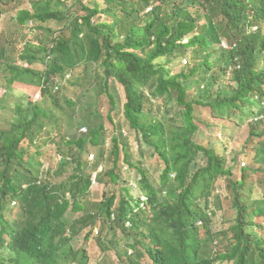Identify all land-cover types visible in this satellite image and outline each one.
Wrapping results in <instances>:
<instances>
[{"label": "trees", "instance_id": "1", "mask_svg": "<svg viewBox=\"0 0 264 264\" xmlns=\"http://www.w3.org/2000/svg\"><path fill=\"white\" fill-rule=\"evenodd\" d=\"M189 2L0 0V19L16 25L0 47L6 86L39 92L31 108L16 104L11 128L0 131V264L52 262L65 247L55 214L69 206L87 224L102 223L104 248L125 264H143L145 254L154 264H264V107L254 98L264 91V64H255L264 59V0ZM211 119L247 137L257 168L235 173L250 152L224 142L219 150L200 128ZM47 143L68 161L46 168ZM88 144L99 147L94 160L83 156ZM248 170L262 172L261 187L246 181ZM94 174L105 186L100 202L87 199ZM222 176L237 217L218 228L213 183Z\"/></svg>", "mask_w": 264, "mask_h": 264}, {"label": "rangeland", "instance_id": "2", "mask_svg": "<svg viewBox=\"0 0 264 264\" xmlns=\"http://www.w3.org/2000/svg\"><path fill=\"white\" fill-rule=\"evenodd\" d=\"M24 2L25 3L22 4V7H26L29 5L28 0H24ZM189 3H191V0ZM14 4H15V1L9 2L8 7L13 8ZM31 26L32 24L29 25V27ZM15 28H16V25L14 24V22L11 20L10 17L6 16L0 19V47L2 46L1 44L4 43L5 40L9 42L7 40V37H12L13 31L15 30ZM41 36L43 37L45 36L44 32L42 33ZM224 40H227L231 44L230 39H224ZM18 43H20V41H18ZM37 67L42 68V69L45 68V66L42 65L41 63H39ZM224 81H226V77H224ZM204 83L206 84L208 82L205 81ZM5 84H6V73L4 71L3 65L0 63V131L1 132L6 131L7 129L11 128L10 123L12 122V119L15 118L16 104L23 103L27 106V108H31V101H33L34 94H35V99H37V96L39 93L38 88H35L32 85H29V86L15 85L14 87L16 88V94L9 95L8 93H6L5 97H3V93L6 90ZM32 88L34 89V92ZM100 100H101V105L103 107L102 113L105 114V116L107 117V113L111 105L110 100L107 95L102 96ZM166 101L167 99H160L156 102V105L159 106L163 112L166 111V108H165ZM174 112H176V109H174ZM208 125L211 127H208ZM225 126H227L226 129L221 130ZM106 127L110 131V137H111L115 129H114L113 124L108 120V118H106ZM200 128H201V131H203L206 134L207 138L208 137H213L214 139L217 138L221 142V144L218 147L219 150H222L223 142L227 145V147H229V150H232L233 148L234 150H238V148H241L242 146L247 147V150L250 153L246 157L242 156L239 159V161L236 160V164L234 166L235 173L241 174V169H240L241 166L250 167L252 165L254 168L258 167V165L253 163L252 161V155L254 152H253L251 145L245 142L246 141L245 138L247 137H239L235 131H231L232 129L231 123H229L228 121L219 122L215 119H211V120H207L206 123L200 122ZM253 144L254 143H252V146ZM87 151L88 152H86L83 155L85 158L87 157L88 153L90 155L92 152H94L96 154V157H98L99 152H100L99 147H96L92 144H88ZM43 156L46 158V166L49 165L51 170H53L56 167V164L59 162L60 159L64 160V156H62L58 148L51 143H47V145L44 147ZM70 167L72 168L73 165H71ZM248 172L250 174V177L249 179H246V181L249 182V180L252 179V181H255L256 187L257 186L261 187L260 178L262 177V172L257 171L253 173L251 172V170H248ZM213 184L217 185V189L214 191V193L215 194L219 193L222 195V199H221L222 207L216 208L218 212V216L217 218H215L214 216V220H216L218 228H224V227L230 226L235 223L236 217H237V210L232 206V198H229V197H233V194H232L231 189L227 186L228 185L227 177L222 176L220 179H217L215 183ZM218 185L220 186V188L218 187ZM263 190H264V186L262 185L260 192ZM104 197H105L104 184L98 183L95 181L90 190L89 199L92 202H100L101 200L104 199ZM257 220L264 221V219H261V218H258ZM261 234L264 236L263 229L261 230ZM118 236L121 237V231H119ZM89 249L91 251V254L98 253V246L96 245H90ZM110 257L115 264H125V263H121L117 259L114 251H111ZM144 262L146 264H149V261L147 259H144Z\"/></svg>", "mask_w": 264, "mask_h": 264}, {"label": "clouds", "instance_id": "3", "mask_svg": "<svg viewBox=\"0 0 264 264\" xmlns=\"http://www.w3.org/2000/svg\"><path fill=\"white\" fill-rule=\"evenodd\" d=\"M30 25V24H29ZM258 29L257 26H254V31ZM223 46L225 48L231 49L233 48V45H231L227 40H224ZM0 63L3 65L4 64V57L2 54H0ZM255 64L257 65L258 68H260L264 64V59L261 57L255 59ZM5 71V69H4ZM6 73V71H5ZM7 78V75H6ZM6 84L7 81H6ZM6 90L3 93V97H5V94L8 93L9 95H14L16 94V88L14 87L15 85H19L18 81H16L14 84H12V88L14 89L13 91H10L9 88L6 86ZM229 84H232L229 80ZM255 101H259L261 106L264 107V91H261L259 94L256 93L255 95ZM257 99V100H256ZM86 128V129H85ZM88 132V127L83 126L80 128V133H87ZM23 146H28L29 145V139L25 142H22ZM96 157V154L92 152L90 154V159L94 160ZM62 158V157H61ZM66 162L68 160H59L58 163ZM57 163V164H58ZM56 164V166H57ZM73 165L71 168L70 166ZM49 166V165H48ZM48 166L45 165L47 168ZM69 172H74V163H69ZM72 173H63V178L67 179L69 178ZM95 175V176H94ZM93 175L94 181L98 182L97 179H95L96 174ZM57 183V182H56ZM56 183L52 186V190L55 189ZM100 183V182H98ZM93 186V184H92ZM91 186V188H92ZM89 189V195L87 199H89L90 196V190ZM71 191H67L66 196H70ZM90 200V199H89ZM13 206L17 205L15 202L12 203ZM54 214L55 212L52 211ZM57 214H66V216H60ZM55 216L58 218V220L63 224V231L59 233V237L63 240V245L65 246L63 249L61 248L57 255L55 256V259L48 263V264H110L108 262V258L111 259L110 253L111 251H114L116 254L117 259L120 261V259L117 256V253L115 251V248L109 247L107 250L104 245V242L106 241V228H102V223L98 222L96 224H87L88 219L86 218L85 212L78 210L77 212H74L72 210V207L69 206L63 213H57ZM85 219L81 222H77L81 217H84ZM200 223V222H199ZM128 226L130 223L127 224ZM56 232L58 231L55 227H52ZM40 235H44V232L40 231ZM90 245H96L98 246V253L97 254H91L90 251ZM132 252V249H131ZM5 255L7 256L9 254L8 250H4ZM144 259H147L149 261V264H154L153 260L149 257V255L145 254ZM143 259V264H146ZM112 260V259H111ZM122 263V261H120Z\"/></svg>", "mask_w": 264, "mask_h": 264}, {"label": "built area", "instance_id": "4", "mask_svg": "<svg viewBox=\"0 0 264 264\" xmlns=\"http://www.w3.org/2000/svg\"><path fill=\"white\" fill-rule=\"evenodd\" d=\"M86 129V128H85Z\"/></svg>", "mask_w": 264, "mask_h": 264}]
</instances>
